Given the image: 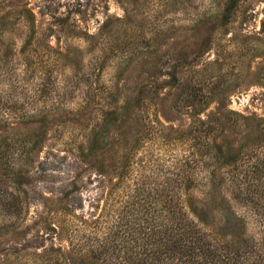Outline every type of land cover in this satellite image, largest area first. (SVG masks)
<instances>
[{"label":"rangeland","instance_id":"obj_1","mask_svg":"<svg viewBox=\"0 0 264 264\" xmlns=\"http://www.w3.org/2000/svg\"><path fill=\"white\" fill-rule=\"evenodd\" d=\"M223 2L0 0V252L70 249L73 214L118 215L132 186L165 180L199 146L185 100L201 118L217 100L264 117V0H237L222 24ZM138 90L154 104L106 116ZM95 139L102 148L90 150ZM9 167L25 181L7 179ZM186 198L204 208L201 189Z\"/></svg>","mask_w":264,"mask_h":264},{"label":"trees","instance_id":"obj_2","mask_svg":"<svg viewBox=\"0 0 264 264\" xmlns=\"http://www.w3.org/2000/svg\"><path fill=\"white\" fill-rule=\"evenodd\" d=\"M236 3L223 2L222 24ZM17 13L33 23L31 10ZM169 80L172 84L178 79L173 74ZM155 97V92L146 96L139 90L125 94L120 105L105 114L129 117L126 113L135 108L134 103L151 105ZM185 102L190 114L196 115L188 140L193 142L198 135L199 146L196 152L195 143L190 144L188 154L169 166L165 180L155 186H132L130 202L118 215L93 214L88 219L73 214L76 227L67 236L70 249L12 248L0 252L2 260L13 255L20 264H67L68 251L78 256L80 264H264V117L243 115L217 100L215 109L201 118L194 102ZM155 121L162 125L157 117ZM197 125L202 136L195 132ZM98 141H91L90 150L102 148ZM141 141L136 138L130 151ZM8 171L7 179L20 177L16 185L25 181L13 167ZM195 188L202 190L204 198L199 202L205 209L186 198ZM239 205L247 211L240 212Z\"/></svg>","mask_w":264,"mask_h":264}]
</instances>
